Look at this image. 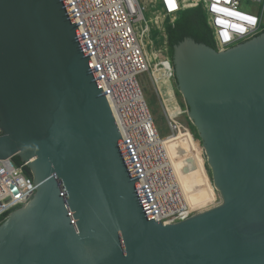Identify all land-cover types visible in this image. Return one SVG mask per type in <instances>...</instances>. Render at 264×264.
I'll return each mask as SVG.
<instances>
[{
	"label": "water",
	"instance_id": "95a60500",
	"mask_svg": "<svg viewBox=\"0 0 264 264\" xmlns=\"http://www.w3.org/2000/svg\"><path fill=\"white\" fill-rule=\"evenodd\" d=\"M171 63L220 201L163 224L67 1L0 0V159L36 185L0 222V264H264V33L221 51L185 38Z\"/></svg>",
	"mask_w": 264,
	"mask_h": 264
},
{
	"label": "built area",
	"instance_id": "2783aa9c",
	"mask_svg": "<svg viewBox=\"0 0 264 264\" xmlns=\"http://www.w3.org/2000/svg\"><path fill=\"white\" fill-rule=\"evenodd\" d=\"M84 44L92 69L98 79L108 108L117 124L130 168L137 180L141 197L156 221L172 224L193 215L186 199L173 198L163 177L153 172L156 161L146 150L141 133L130 127L125 115L137 119L130 102L138 94L149 122L148 136L158 142L176 137L182 126L165 104L171 93L164 85L175 81L170 72L171 59L162 44L166 37L165 23L178 10L202 5L206 11L218 51L246 41L261 32L264 0H66ZM253 6L258 8L253 9ZM150 11L151 17H147ZM140 25L136 30L133 25ZM154 26V29H151ZM158 45L148 54L144 37L155 32ZM155 41L153 43H155ZM154 44L150 42V47ZM148 73L155 95L167 120L169 133L159 136L137 81ZM125 108L129 112H125ZM144 111V109H143ZM151 125H154L153 131ZM162 144V143H161ZM169 163V158L167 160ZM25 164L16 165L12 159H0V217L5 216L33 196L36 185L24 172ZM172 168V167H171ZM183 205V206H182ZM213 206V205H212ZM199 212V211H198ZM197 213V212H196Z\"/></svg>",
	"mask_w": 264,
	"mask_h": 264
},
{
	"label": "rangeland",
	"instance_id": "374dc122",
	"mask_svg": "<svg viewBox=\"0 0 264 264\" xmlns=\"http://www.w3.org/2000/svg\"><path fill=\"white\" fill-rule=\"evenodd\" d=\"M255 8L258 6H253V9ZM146 15L148 18L152 16L150 11ZM133 27L139 30L140 25L134 24ZM154 28L152 26L151 29ZM160 35V32L156 30L153 35L144 37L143 41L148 54L158 45L155 39L160 38ZM150 42L154 44L153 47H150ZM137 81L157 132L159 136L165 137L169 133L167 120L155 95L149 74L146 72L139 74ZM170 83V85H164L166 92L168 90L171 93V97L166 100L165 104L182 128L176 137L163 141L162 146L169 158V164L180 192L187 201L190 213H196L217 204L220 196L213 187L210 172L202 156L201 143L194 138L187 125L185 103L176 90L174 82Z\"/></svg>",
	"mask_w": 264,
	"mask_h": 264
},
{
	"label": "trees",
	"instance_id": "16d2710c",
	"mask_svg": "<svg viewBox=\"0 0 264 264\" xmlns=\"http://www.w3.org/2000/svg\"><path fill=\"white\" fill-rule=\"evenodd\" d=\"M261 28V33H264V21L262 22ZM165 30L168 44L167 52L170 59H172L173 56L174 46L179 44L185 38H191L197 43H202L216 49L213 32L208 22L206 11L202 5L180 11L173 24H169L168 21L165 23ZM187 125L194 138L199 140L195 128L189 123V121L187 122ZM12 161L16 165L22 164L17 156H14ZM24 172L27 176H31L26 167H24ZM5 216L0 217V222Z\"/></svg>",
	"mask_w": 264,
	"mask_h": 264
},
{
	"label": "bare ground",
	"instance_id": "6f19581e",
	"mask_svg": "<svg viewBox=\"0 0 264 264\" xmlns=\"http://www.w3.org/2000/svg\"><path fill=\"white\" fill-rule=\"evenodd\" d=\"M130 102L135 106V113L137 114L138 118L136 120L132 119V115L128 113L125 115V120L129 121L130 127L134 128L135 130H138L141 133L142 141L146 150L154 156L153 158L156 161V165L153 168V172L155 173L157 178H159L160 176L164 178L165 182L168 185V188H166V190L169 191L170 195L173 198L177 200L183 198L177 180L175 179L172 169L170 167V164L168 161H166L167 156L161 144L163 141L174 137L164 138L159 142L154 138H150L148 136L149 129L145 127V125H147V123L149 122V119L145 111V106L143 105V100H141L138 94H135ZM125 112H129L127 108H125L124 114ZM153 128L154 125H151L152 131Z\"/></svg>",
	"mask_w": 264,
	"mask_h": 264
},
{
	"label": "crops",
	"instance_id": "0c3cea01",
	"mask_svg": "<svg viewBox=\"0 0 264 264\" xmlns=\"http://www.w3.org/2000/svg\"><path fill=\"white\" fill-rule=\"evenodd\" d=\"M264 21V20H263Z\"/></svg>",
	"mask_w": 264,
	"mask_h": 264
}]
</instances>
